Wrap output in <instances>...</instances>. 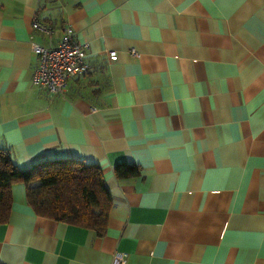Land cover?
<instances>
[{"label": "crops", "instance_id": "crops-1", "mask_svg": "<svg viewBox=\"0 0 264 264\" xmlns=\"http://www.w3.org/2000/svg\"><path fill=\"white\" fill-rule=\"evenodd\" d=\"M65 26L90 68L50 94L31 36ZM0 147L94 163L112 203L98 235L13 183L0 264H264V0H0Z\"/></svg>", "mask_w": 264, "mask_h": 264}, {"label": "trees", "instance_id": "trees-1", "mask_svg": "<svg viewBox=\"0 0 264 264\" xmlns=\"http://www.w3.org/2000/svg\"><path fill=\"white\" fill-rule=\"evenodd\" d=\"M113 172L118 179H127L139 169L134 163L121 162L114 165ZM18 181L24 184L27 203L37 215L104 233L112 203L96 164L53 158L22 168L0 147V224L8 221L12 185Z\"/></svg>", "mask_w": 264, "mask_h": 264}, {"label": "built area", "instance_id": "built-area-1", "mask_svg": "<svg viewBox=\"0 0 264 264\" xmlns=\"http://www.w3.org/2000/svg\"><path fill=\"white\" fill-rule=\"evenodd\" d=\"M32 28L48 35L51 29L37 17L31 22ZM31 47L37 58V67L32 81L35 86L46 90L50 94H61L65 91L68 81L77 74L86 72L90 68L87 61L89 45L76 39L72 27L65 26L59 40L55 44H43L35 41L31 36ZM133 55L139 56L135 50ZM117 58L115 50L108 51V59ZM115 264H124V255L115 253Z\"/></svg>", "mask_w": 264, "mask_h": 264}]
</instances>
